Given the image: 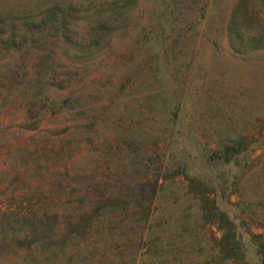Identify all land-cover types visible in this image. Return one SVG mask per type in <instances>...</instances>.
<instances>
[{"label": "rangeland", "instance_id": "obj_1", "mask_svg": "<svg viewBox=\"0 0 264 264\" xmlns=\"http://www.w3.org/2000/svg\"><path fill=\"white\" fill-rule=\"evenodd\" d=\"M107 1L0 0V41L76 9L71 40L0 44V264H245L205 197L264 264V47L229 42L241 0H139L94 44ZM223 144L240 153L210 161Z\"/></svg>", "mask_w": 264, "mask_h": 264}, {"label": "trees", "instance_id": "obj_2", "mask_svg": "<svg viewBox=\"0 0 264 264\" xmlns=\"http://www.w3.org/2000/svg\"><path fill=\"white\" fill-rule=\"evenodd\" d=\"M138 2L139 0L107 1L103 6V11L101 10L99 12L100 16L96 22L97 26L95 27L94 44L101 42L108 33L115 30L118 27V22L125 16L128 10L137 6ZM75 12L76 9L74 6H55L42 11L38 17V21L25 17L23 22L24 30L23 32H20V39L17 40L18 35L16 29L18 26L16 23H13L12 35H9L6 39H1L0 44L5 49L21 51L30 42L37 41L35 37H42V39H38L40 41L43 40L46 35L51 36V34H54L58 38L60 37V34H62V37L65 40H71L72 38L69 33L72 30V19L75 18ZM254 15L256 17L259 16L260 20L264 21V0H241L233 11L228 25V37L232 48H234L236 52L243 53L247 50H257L264 47V29L259 33L250 34V26H252L254 23ZM0 22H2V20H0ZM42 99L43 101H48L49 105L50 100L48 96H45ZM62 108L63 104H51V109L53 112L59 111ZM29 128L34 129L32 126ZM239 153L240 151L237 146L223 144L220 146L219 151H215L209 155V160L229 163L232 157ZM180 173L184 174L185 171L181 170L180 168ZM160 180L161 179L158 178L155 181V186L152 188L150 196L153 199L157 197L160 192L158 186ZM145 188L146 187H143V191ZM149 202L153 203V200L151 199ZM210 203L212 208L217 211V217L223 222L222 229L226 231V234H224L221 241V249L225 258L227 260H231L236 259L237 257H242V259L245 261V264H252L246 259L247 254L245 243L242 242L239 234L235 232V224L231 220L230 215L227 212L221 210L216 204L217 202L215 200H210V198L207 197L201 200V204L203 205L201 209L204 211H210ZM2 234L4 233L0 232V236ZM21 236L24 240H29L33 237V233L29 229L23 230L21 232ZM152 238L153 237L150 235L148 239L150 241V249L154 251V253L155 250H162V245L160 246L157 241L153 240ZM257 256H259V252L257 253ZM255 264L261 263L258 260V262Z\"/></svg>", "mask_w": 264, "mask_h": 264}]
</instances>
